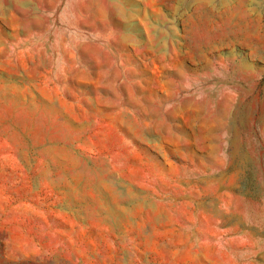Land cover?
I'll use <instances>...</instances> for the list:
<instances>
[{"label":"rangeland","instance_id":"1","mask_svg":"<svg viewBox=\"0 0 264 264\" xmlns=\"http://www.w3.org/2000/svg\"><path fill=\"white\" fill-rule=\"evenodd\" d=\"M0 264H264V0H0Z\"/></svg>","mask_w":264,"mask_h":264}]
</instances>
